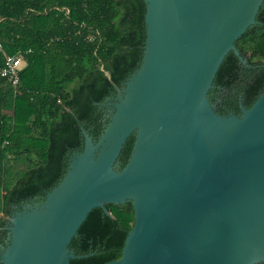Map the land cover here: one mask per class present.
I'll use <instances>...</instances> for the list:
<instances>
[{
	"label": "water",
	"instance_id": "1",
	"mask_svg": "<svg viewBox=\"0 0 264 264\" xmlns=\"http://www.w3.org/2000/svg\"><path fill=\"white\" fill-rule=\"evenodd\" d=\"M139 67L115 86L96 141L81 129L58 185L7 218L0 264H70L88 215L130 203L121 257L106 264L264 263V91L240 113L208 100L264 0H142ZM109 78V76L106 74ZM131 135L127 164L115 162Z\"/></svg>",
	"mask_w": 264,
	"mask_h": 264
},
{
	"label": "trees",
	"instance_id": "2",
	"mask_svg": "<svg viewBox=\"0 0 264 264\" xmlns=\"http://www.w3.org/2000/svg\"><path fill=\"white\" fill-rule=\"evenodd\" d=\"M144 13L142 0H0L2 46L10 55L30 51L24 55L20 95L0 78V248L7 218L42 202L63 178L72 153L82 151L81 129L93 141L105 129L101 105L141 62ZM235 46L247 64L230 52L208 93L220 115H238L264 91V2L256 25ZM133 143L131 135L116 170L127 164ZM106 209L111 217L93 210L72 239L69 249L88 257L70 264L121 257L133 209L130 203Z\"/></svg>",
	"mask_w": 264,
	"mask_h": 264
},
{
	"label": "built area",
	"instance_id": "3",
	"mask_svg": "<svg viewBox=\"0 0 264 264\" xmlns=\"http://www.w3.org/2000/svg\"><path fill=\"white\" fill-rule=\"evenodd\" d=\"M27 53H30V51H19L14 55H10L5 51L0 42V57L2 58L0 78L5 80L11 86L16 95H20V91L18 89L20 84V73L26 65L24 55Z\"/></svg>",
	"mask_w": 264,
	"mask_h": 264
},
{
	"label": "flooded vegetation",
	"instance_id": "4",
	"mask_svg": "<svg viewBox=\"0 0 264 264\" xmlns=\"http://www.w3.org/2000/svg\"><path fill=\"white\" fill-rule=\"evenodd\" d=\"M116 102L115 100V96L114 97H111V98H107L105 100V102L101 105V108L104 109V116H103V120H108V117L111 115V111L113 110L112 108V104H114ZM215 107H216V104H215ZM41 202H36V203H31L29 205H35V204H40ZM24 206H22L20 208V211L23 209ZM19 211V210H18ZM17 211V212H18ZM1 249V248H0Z\"/></svg>",
	"mask_w": 264,
	"mask_h": 264
}]
</instances>
